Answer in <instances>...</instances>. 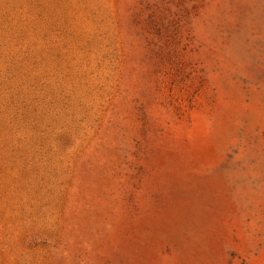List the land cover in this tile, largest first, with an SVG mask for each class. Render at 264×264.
I'll list each match as a JSON object with an SVG mask.
<instances>
[{
  "label": "rangeland",
  "instance_id": "rangeland-1",
  "mask_svg": "<svg viewBox=\"0 0 264 264\" xmlns=\"http://www.w3.org/2000/svg\"><path fill=\"white\" fill-rule=\"evenodd\" d=\"M0 264H264V0H0Z\"/></svg>",
  "mask_w": 264,
  "mask_h": 264
}]
</instances>
